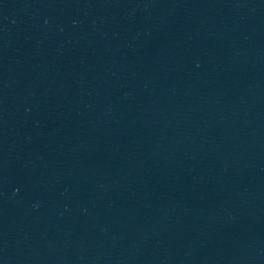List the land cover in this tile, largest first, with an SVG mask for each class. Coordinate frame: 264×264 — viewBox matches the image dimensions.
<instances>
[{
  "label": "water",
  "instance_id": "95a60500",
  "mask_svg": "<svg viewBox=\"0 0 264 264\" xmlns=\"http://www.w3.org/2000/svg\"><path fill=\"white\" fill-rule=\"evenodd\" d=\"M0 264H264V0H0Z\"/></svg>",
  "mask_w": 264,
  "mask_h": 264
}]
</instances>
